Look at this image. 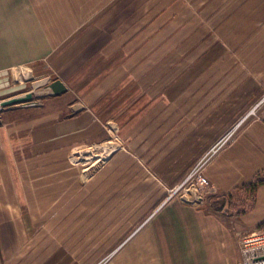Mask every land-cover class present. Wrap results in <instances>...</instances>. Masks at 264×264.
Masks as SVG:
<instances>
[{
  "label": "crops",
  "instance_id": "0c3cea01",
  "mask_svg": "<svg viewBox=\"0 0 264 264\" xmlns=\"http://www.w3.org/2000/svg\"><path fill=\"white\" fill-rule=\"evenodd\" d=\"M165 44L156 58L178 61L171 107L188 110L181 132L176 111L174 138H196L203 108L198 132L220 140L204 169L211 198L250 183L264 172V0H0V86L10 64L54 53L58 69L98 77L87 101L108 88L126 99L133 66ZM84 107L0 125V264H238L236 233L264 221V184L235 216L167 200L162 158L144 149L142 161L119 153L85 181L75 151L98 133ZM12 220L15 231H2ZM56 221L88 231H48Z\"/></svg>",
  "mask_w": 264,
  "mask_h": 264
},
{
  "label": "rangeland",
  "instance_id": "374dc122",
  "mask_svg": "<svg viewBox=\"0 0 264 264\" xmlns=\"http://www.w3.org/2000/svg\"><path fill=\"white\" fill-rule=\"evenodd\" d=\"M156 50L159 52L171 51V45H153L146 54L147 59H143L140 65L133 66L131 83L123 88L126 99H123V91L114 94V90L108 88V92H103L104 94L101 95L103 98H94L90 99L91 101H87L89 94L97 85L95 81L98 77L78 74V72H87L89 70L77 71L69 67V73H67L58 69L52 63L53 59L51 57H54V53L47 57L40 55L39 58L25 63L10 64L9 70H5L10 73L3 77V80L7 81L0 86V125L11 122L19 123V121H24L28 118L35 119L47 113L71 117L77 112L74 110L75 108L79 107L80 104L84 105L83 110H89L93 113L94 121L92 125L96 127L98 133V135L95 134L96 137L94 139L79 145L75 151V159L82 165L85 181H92L109 164L113 157L119 153H125L136 160L142 161L143 158L139 154V150L144 149L149 153L147 155L149 162H155V159L162 158L161 164L165 167L162 178L164 179L165 186L168 187L165 198L167 200L174 199L188 203L186 196L189 198L197 196L195 194L194 196L189 195L192 192V189L188 186L190 183L186 187L180 188L181 190H178L171 198L169 197L189 175L194 173L197 165L207 159L211 148L220 142V140L203 139V134L198 132L199 127L204 123L203 108H196V138H181L178 140L174 138L173 131L175 133L177 122L180 121V132L188 125L182 121L183 118L186 119L188 110L186 108L183 109L181 106L176 109L171 107L173 95L175 94L172 90L173 85H175L173 84L172 71L175 66L177 67L176 63L178 61L157 59ZM179 61L186 63L184 60ZM78 64V61H71V65L75 68ZM174 78L177 81L178 77ZM57 79L66 82L68 87L66 92L58 94L53 91L50 85ZM186 79L187 77L184 76L180 83L186 85ZM162 84L164 87L161 90ZM157 85L160 87L159 91L157 90ZM202 88L203 81H200L195 99L197 103L203 100ZM129 89L131 91V110L123 106L124 104H129L127 98ZM38 90L43 91L39 93ZM29 92L33 93V98L29 102H26L27 104L7 106L1 104L9 98L24 96ZM179 98L187 101V89H181ZM161 104L165 107H159L162 106ZM177 110L183 116L179 121H177ZM205 120L210 121L211 118L207 117ZM212 126L217 125L213 123ZM108 142L111 143V146L102 147ZM109 143L108 145H110ZM95 148H98L104 155L100 157L95 156L93 153ZM156 148H159L158 154L155 152ZM155 172L149 169L148 178L161 181V176ZM212 199L211 196H208L203 203L188 204L202 209L207 205L213 211H216L214 205L211 204ZM15 222L13 220L4 221L2 231H15L9 225ZM53 223H56V225L48 228V231H88L81 227H76L75 224L66 230L59 225V221ZM61 225L66 226L69 223L63 221ZM22 227L25 231H28L25 225ZM254 229L236 233L235 241L238 264L242 259V237ZM87 238H91L90 235Z\"/></svg>",
  "mask_w": 264,
  "mask_h": 264
},
{
  "label": "built area",
  "instance_id": "2783aa9c",
  "mask_svg": "<svg viewBox=\"0 0 264 264\" xmlns=\"http://www.w3.org/2000/svg\"><path fill=\"white\" fill-rule=\"evenodd\" d=\"M217 146L210 150L207 159L197 165L194 173L189 175L169 198L178 190H181L180 188L186 187L188 183H190L188 186L192 189L189 195H197L193 198L186 196V201L190 204L203 203L206 197L214 193V186L203 171L208 160L218 150ZM241 251L242 259L240 264H264V228L256 227L253 231L245 234L241 240Z\"/></svg>",
  "mask_w": 264,
  "mask_h": 264
},
{
  "label": "trees",
  "instance_id": "16d2710c",
  "mask_svg": "<svg viewBox=\"0 0 264 264\" xmlns=\"http://www.w3.org/2000/svg\"><path fill=\"white\" fill-rule=\"evenodd\" d=\"M262 184H264V172L257 174L253 181L233 192L215 196L211 204L216 211L230 212L229 214L233 216L242 214L254 206L257 188ZM258 227L264 228V221Z\"/></svg>",
  "mask_w": 264,
  "mask_h": 264
},
{
  "label": "water",
  "instance_id": "95a60500",
  "mask_svg": "<svg viewBox=\"0 0 264 264\" xmlns=\"http://www.w3.org/2000/svg\"><path fill=\"white\" fill-rule=\"evenodd\" d=\"M50 86L53 88V91L58 94L64 93L68 90L66 84L62 80H59V79L52 82ZM32 98H33V93L29 92L25 94L24 96H18V97L16 96V97L9 98L3 101L1 104L3 106L14 105V104H27L26 102H29Z\"/></svg>",
  "mask_w": 264,
  "mask_h": 264
},
{
  "label": "bare ground",
  "instance_id": "6f19581e",
  "mask_svg": "<svg viewBox=\"0 0 264 264\" xmlns=\"http://www.w3.org/2000/svg\"><path fill=\"white\" fill-rule=\"evenodd\" d=\"M38 92L41 93L42 90H38ZM109 144H110V145L106 144V145H104V146H102V147L111 146V143H109ZM112 146H113V145H112ZM110 148H111V147H110ZM102 150H103V149H102ZM94 154H95V156H97V157H100V156H103V155H104L101 151L98 150V148H96V150L94 151Z\"/></svg>",
  "mask_w": 264,
  "mask_h": 264
}]
</instances>
